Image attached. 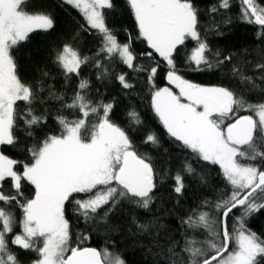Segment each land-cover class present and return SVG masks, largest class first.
<instances>
[{
  "label": "snow or ice",
  "instance_id": "snow-or-ice-1",
  "mask_svg": "<svg viewBox=\"0 0 264 264\" xmlns=\"http://www.w3.org/2000/svg\"><path fill=\"white\" fill-rule=\"evenodd\" d=\"M241 19L259 26L258 36L264 35V5L259 0H239ZM77 9L90 29L102 37L94 56H83L78 48L65 44L57 52L56 63L65 79L72 74L79 77L83 66L94 61L102 69L97 79L107 76L109 66L118 60L128 69L146 75L151 95V108L167 134L199 159L217 165L225 185L231 189L221 194L213 204L202 201L185 218L192 235H183V244L173 242L167 251L166 264H264V237L247 227V219L264 210V101L249 102L243 94L222 85L206 86L186 79L177 65V57L186 41L196 47L187 56L195 70L220 68L216 52L215 63L207 41L202 37L199 9L193 0H127L134 17L138 38L146 42L150 51L145 58H161L154 66L137 63L138 55L132 48L131 36L121 43L106 23V11L114 7L112 0H63ZM32 0H0V146H15L17 121L23 119L30 129L46 124L47 115H36L32 105L39 92L23 82L17 74L15 50L36 31H48L55 22L50 12L29 11ZM230 8V0H219L212 13ZM104 57V59H100ZM107 62V63H106ZM163 64L167 84L156 87L155 81ZM264 70V64H257ZM233 78L250 85L249 91L264 87L242 69L233 66ZM47 75V73H45ZM124 89H132L128 74L116 76ZM90 80H79L70 102L62 103L58 111L78 112L79 117L57 115L59 134L49 133L31 145L27 151L29 162L19 161L0 151V264H22L19 254L12 251L8 236L17 224L16 208L22 213L18 223L21 231L10 243L38 256L31 264H126L119 253L107 248L98 250L72 246L67 206L85 222L94 220L105 206L108 212L122 200L138 207L149 208L154 199L155 171L150 159L134 150L128 133L111 120L113 102L94 101L88 95ZM173 86L178 92L173 91ZM44 89L40 88L42 92ZM65 93L49 91L48 99L64 101ZM187 102H184V101ZM18 102L26 107L23 116ZM43 103L44 101H40ZM241 110L249 114L241 115ZM130 123L142 124L139 113H128ZM92 118V119H90ZM26 135L32 136L31 131ZM145 143L158 144L154 132H149ZM20 166L22 171H17ZM184 174L193 175L191 164L183 166ZM11 179L12 194H5L2 182ZM174 192L184 190V177L177 172ZM22 181L34 189L29 198L24 195ZM94 193V195H93ZM84 194L87 198H79ZM209 210H204L205 208ZM234 210L240 215L228 219ZM108 212H105L104 218ZM146 230V226L139 225ZM207 233L203 240L196 238L199 231ZM81 241L89 239L86 235ZM70 253V254H69Z\"/></svg>",
  "mask_w": 264,
  "mask_h": 264
},
{
  "label": "trees",
  "instance_id": "trees-1",
  "mask_svg": "<svg viewBox=\"0 0 264 264\" xmlns=\"http://www.w3.org/2000/svg\"><path fill=\"white\" fill-rule=\"evenodd\" d=\"M114 7L106 11V23L114 31L121 43H126L131 36L132 48L138 55L139 64L145 67L154 66L161 60L158 56L154 60L145 58L144 54L150 49L146 42L139 37L134 17L131 15L127 0H112ZM199 9V22L202 37L207 41L210 53H206L209 59L215 63L216 52L220 53L219 59L231 57L225 60L220 68L195 70V65L187 62V56L196 47L194 41H186L185 46L179 50L177 65L181 74L195 83L212 86L222 85L243 94L249 102L264 101V93L249 91L250 85L241 84L233 78L231 69L237 66L242 71L254 78L264 76V70L257 69V64H264V35L258 36L260 28L242 20L241 5L239 0H230V8L220 9L212 13L210 8L218 6L219 0H193ZM264 5V0H259ZM33 7L29 11L44 10L50 12L54 19V28L48 31H36L30 34V39L23 42L14 52L19 78L33 85L39 95L32 105L36 115H47L46 124L28 128L23 119L17 121L15 146H0V151L10 158L29 162L30 156L27 149L42 140L49 133L59 134L60 126L56 121L57 115H65L71 118L79 117L78 112L58 111L62 103L70 102L77 89L79 80L87 78L91 82L88 95L94 101L102 100L105 103L113 102L111 120L123 128L129 135L138 155L147 157L153 165L156 188L153 191L154 199L149 208H141L136 204L122 200L110 212L105 206L99 211L98 216L85 222L78 218L69 205L66 216L70 221L72 233V246L77 243L82 247H93L98 250L107 248L109 252L119 253L126 264H166L167 249L173 242L180 241L183 244V235L191 236L181 221L193 209L198 208L202 201L209 200L215 204L221 194L230 192L220 174L219 166L211 165L197 157L190 150L183 148L179 142L171 138L166 129L154 114L151 108V95L146 75L128 69L125 65L113 62L109 66V73L97 79L98 72L102 69L95 68L94 61L83 66L79 77L72 74L70 79H65L63 70L56 63L57 52L65 44L78 48L83 56H94L101 46L102 37L94 29H90L83 15L74 7L63 3L62 0H32ZM104 59V57H100ZM107 63V62H106ZM47 73V75H45ZM121 73L128 74V80L134 85L132 89H124L116 76ZM166 70L161 64L156 78V87L167 84L165 80ZM256 83L264 87V81L256 79ZM40 88L44 90L39 91ZM49 91L65 93L64 101L48 99ZM40 101H44L41 103ZM26 105L18 102L17 108L23 116ZM131 110L139 113L142 124L130 123L128 113ZM241 115L249 114L241 110ZM92 119V118H90ZM31 131L32 136L26 135ZM149 132H154L159 139L158 144L145 143V137ZM188 163L195 169V174L186 175L183 166ZM17 171H22L20 166ZM177 172L184 177V190L181 194L174 192ZM5 194H12L11 179L6 178L2 182ZM24 195L31 197L34 189L27 182L22 181ZM94 195V193H93ZM79 198H87L81 194ZM2 206V205H0ZM16 211L17 224L13 233L9 234V246L12 251L19 254L22 264H31L38 258L35 252L21 250L11 245L12 237L21 231L18 223L22 213L13 204ZM204 210H209L207 207ZM105 212H108L104 218ZM240 215L234 210L228 219L231 229L232 217ZM146 226V230L139 227ZM247 227L264 237V210L254 213L247 219ZM86 235L87 240L81 241L79 237ZM207 233L199 231L196 238L203 240ZM70 254V253H69Z\"/></svg>",
  "mask_w": 264,
  "mask_h": 264
},
{
  "label": "rangeland",
  "instance_id": "rangeland-1",
  "mask_svg": "<svg viewBox=\"0 0 264 264\" xmlns=\"http://www.w3.org/2000/svg\"><path fill=\"white\" fill-rule=\"evenodd\" d=\"M63 1V0H62ZM173 91L178 92V89H175V87L173 86ZM184 102H187L186 100Z\"/></svg>",
  "mask_w": 264,
  "mask_h": 264
},
{
  "label": "water",
  "instance_id": "water-1",
  "mask_svg": "<svg viewBox=\"0 0 264 264\" xmlns=\"http://www.w3.org/2000/svg\"><path fill=\"white\" fill-rule=\"evenodd\" d=\"M91 248H93V247H91Z\"/></svg>",
  "mask_w": 264,
  "mask_h": 264
}]
</instances>
